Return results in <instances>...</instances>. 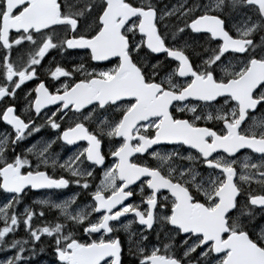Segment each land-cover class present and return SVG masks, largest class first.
Instances as JSON below:
<instances>
[{"label": "snow or ice", "instance_id": "snow-or-ice-1", "mask_svg": "<svg viewBox=\"0 0 264 264\" xmlns=\"http://www.w3.org/2000/svg\"><path fill=\"white\" fill-rule=\"evenodd\" d=\"M0 123V264H264V0H0Z\"/></svg>", "mask_w": 264, "mask_h": 264}, {"label": "flooded vegetation", "instance_id": "flooded-vegetation-1", "mask_svg": "<svg viewBox=\"0 0 264 264\" xmlns=\"http://www.w3.org/2000/svg\"><path fill=\"white\" fill-rule=\"evenodd\" d=\"M174 3V2H173ZM53 56H56V53L55 51H52L49 53V56L46 57V61L48 59H50L51 57ZM57 59H59V57H57ZM76 59L75 56H71L69 57V60H74ZM33 82H29V84H32ZM25 87H28V85H26ZM10 103H12V101H10ZM24 100L23 99H19L17 101H15V104L18 108V111L20 112H23V109H24ZM39 120V119H38ZM38 120H37V123H38ZM1 129H0V133L3 134L7 131H10V128L6 125H4L3 123H1ZM43 133V134H42ZM41 136L44 138H54V133L53 132H46V130H41V132L39 133H36L32 139V141L30 140H26L24 142V144L26 146H30L32 142H36L37 140H40L41 139ZM75 146H73L74 148ZM73 148H70L68 146H62V144L60 142H57L56 144H53L52 145V149L51 151L53 153H61V159L63 160L64 158H66V156L68 157L69 155H71L72 151H73ZM54 150V151H53ZM57 150V151H56ZM69 154V155H68ZM110 160L111 158L109 157L108 160L106 161V164L107 163H110ZM51 171V169L49 170ZM97 173H98V176H97V179L94 181V183H98L99 182V177L102 175L101 173V170L99 168L96 169ZM67 175V174H65ZM27 191V190H26ZM48 194V196H47ZM74 194H78V198H77V204H81L84 200H88L90 201V197H88V195L83 191L81 190L80 188H78L75 184H72L70 185L69 188L67 189H63V190H40V191H28L27 192V195L25 197H27V199L23 202V204L20 206V208L22 209L23 207H32L33 209L35 210H40L41 206L34 203V201H37V200H42V199H48V197L51 199L52 197L54 198H58V199H65V198H68V197H71L73 196ZM46 195L47 198H43L44 196ZM40 196V197H39ZM38 197V198H37ZM41 198V199H40ZM134 201H137L139 200V197H134L133 198ZM46 211L47 214L49 215H52V217H49L46 215V219L48 221H52L53 220V217H56L57 215V212L55 210H51L49 211L47 208L44 209ZM131 217H122L121 218V221L122 222H127L128 220H130ZM141 226L137 225V224H134L133 225V229L134 230H139ZM17 235V238H20V237H24L26 234L23 232H21L20 230L18 231V233L16 234ZM122 241H123V246L125 248V253H124V264H134V261H133V258L131 256H129L127 254V236L126 234L121 231L119 233ZM78 237L82 240H86L87 237L84 236L82 233H78ZM43 239V238H42ZM150 240L152 241V243H155L156 240H155V236H151L150 237ZM47 246V245H45ZM40 246H38V249H39ZM39 251V250H38ZM33 264H57V261L55 260L54 258V253L52 251V248L51 247H48L46 248L45 252H44V255H40L38 254L36 257H35V260L33 261Z\"/></svg>", "mask_w": 264, "mask_h": 264}, {"label": "rangeland", "instance_id": "rangeland-1", "mask_svg": "<svg viewBox=\"0 0 264 264\" xmlns=\"http://www.w3.org/2000/svg\"><path fill=\"white\" fill-rule=\"evenodd\" d=\"M165 1V2H164ZM163 2L164 3H169V4H171V3H176L177 2V0H163ZM171 2V3H170ZM43 123V121L42 120H38V123L37 124H42ZM2 127H1V123H0V129H1ZM42 130H46V132L48 133V132H50V130L48 129V128H42ZM36 134V133H35ZM34 134V135H35ZM0 135H2L1 133H0ZM34 137V136H33ZM33 137H31L29 140L30 141H32V139H33ZM32 143H35V142H32ZM31 143V144H32ZM31 146V145H30ZM47 198V197H46ZM27 199V197H25V199H24V201ZM41 199V198H40ZM49 199V198H48ZM49 200H54V201H57V202H59V201H61V200H63V199H58L57 197L56 198H54V197H52L51 199H49ZM4 202V197L3 196H0V204H2ZM89 201L88 200H84L80 205L81 206H83L85 203H88ZM36 211H38V210H36ZM47 214V213H46ZM49 217H52L51 215H49V214H47ZM36 223L37 224H39L40 223V221H36ZM2 225H3V222L2 221H0V227H2ZM20 231L21 232H23V234L25 233L24 232V230H23V228H21L20 229ZM18 233V232H17ZM26 234V233H25ZM46 245V244H45ZM45 245H41V247H44V251L42 252V253H40L39 251H38V254H40V255H44V252H45V250H46V248H48V246H45ZM127 245H128V242H127ZM37 254V255H38ZM2 255V256H1ZM5 255H7L6 253H0V260H2V258H4L3 256H5Z\"/></svg>", "mask_w": 264, "mask_h": 264}, {"label": "bare ground", "instance_id": "bare-ground-1", "mask_svg": "<svg viewBox=\"0 0 264 264\" xmlns=\"http://www.w3.org/2000/svg\"><path fill=\"white\" fill-rule=\"evenodd\" d=\"M165 2V1H164ZM168 3V2H167ZM171 3V2H170ZM43 134V133H42ZM42 137V136H41ZM44 137V136H43ZM54 151V150H53ZM57 151V150H56ZM69 155V154H68ZM67 157V156H66ZM44 196V195H43ZM47 196H48V194H47ZM46 195L43 197V198H46L47 197ZM40 197V196H39ZM38 198V197H37ZM49 198V197H48ZM50 199V198H49ZM53 215V214H52ZM51 215V216H52ZM48 216V215H47ZM54 218V217H53ZM2 256V255H1ZM4 257V256H3ZM3 259V258H2Z\"/></svg>", "mask_w": 264, "mask_h": 264}]
</instances>
